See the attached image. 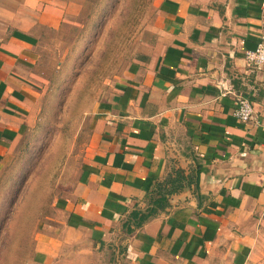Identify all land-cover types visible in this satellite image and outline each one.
I'll list each match as a JSON object with an SVG mask.
<instances>
[{
  "label": "crops",
  "instance_id": "1",
  "mask_svg": "<svg viewBox=\"0 0 264 264\" xmlns=\"http://www.w3.org/2000/svg\"><path fill=\"white\" fill-rule=\"evenodd\" d=\"M83 1L0 0V173L34 119L48 32ZM155 1L156 40L89 116L36 264L263 261L264 68L245 52L264 33V0ZM240 95L254 103L248 122Z\"/></svg>",
  "mask_w": 264,
  "mask_h": 264
},
{
  "label": "rangeland",
  "instance_id": "2",
  "mask_svg": "<svg viewBox=\"0 0 264 264\" xmlns=\"http://www.w3.org/2000/svg\"><path fill=\"white\" fill-rule=\"evenodd\" d=\"M155 2L84 0L73 22L48 32L34 119L0 173V264H36L37 233L75 173L89 116L115 76L156 40Z\"/></svg>",
  "mask_w": 264,
  "mask_h": 264
},
{
  "label": "built area",
  "instance_id": "3",
  "mask_svg": "<svg viewBox=\"0 0 264 264\" xmlns=\"http://www.w3.org/2000/svg\"><path fill=\"white\" fill-rule=\"evenodd\" d=\"M261 40L254 50H247L245 58L249 66L255 68H264V33L261 34ZM255 114L254 103L245 96L240 95L237 98L235 115L244 122L250 121Z\"/></svg>",
  "mask_w": 264,
  "mask_h": 264
}]
</instances>
